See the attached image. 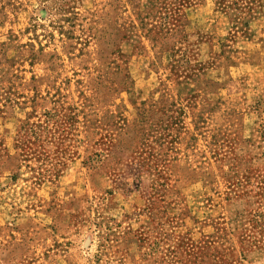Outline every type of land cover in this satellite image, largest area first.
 Wrapping results in <instances>:
<instances>
[{"label":"rangeland","instance_id":"374dc122","mask_svg":"<svg viewBox=\"0 0 264 264\" xmlns=\"http://www.w3.org/2000/svg\"><path fill=\"white\" fill-rule=\"evenodd\" d=\"M0 264H264V0H0Z\"/></svg>","mask_w":264,"mask_h":264}]
</instances>
